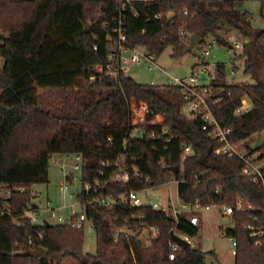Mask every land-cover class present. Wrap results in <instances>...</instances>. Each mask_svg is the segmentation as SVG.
I'll list each match as a JSON object with an SVG mask.
<instances>
[{
    "label": "trees",
    "instance_id": "1",
    "mask_svg": "<svg viewBox=\"0 0 264 264\" xmlns=\"http://www.w3.org/2000/svg\"><path fill=\"white\" fill-rule=\"evenodd\" d=\"M121 1L0 0V264H215L214 252L192 246L180 247L174 260H168L170 232L194 238L198 226L149 207L124 211L118 206L120 196L131 189L173 181L178 182L179 200L187 204H250L253 211L232 213V227L223 234L235 241L233 264H264V186L240 175L243 161L214 153L219 144L211 136L213 128L203 130L200 119L182 113L183 96L175 87L97 72L109 63ZM120 13L127 44L156 57L167 48L175 60L190 53L192 35L213 38L228 49L227 37L236 34L243 50L234 60L254 82L229 83L223 65L216 64L209 90L220 101L210 100V110L219 126L229 129L231 144L264 131V76L259 74L264 68V28H253L242 0H149L126 4ZM169 13L174 14L170 21ZM243 99L251 108L236 115ZM129 102L148 105L145 134L166 129L167 135L155 141L130 138ZM157 116L160 125L149 123ZM185 146L191 154L182 159ZM245 153L263 160L264 143ZM55 155H80L81 187L89 184L93 191L99 181L114 202L103 209L90 202L92 195L83 188L77 197L95 232L94 253L83 251V229L40 226L24 216L34 205L33 186L48 183ZM103 162L111 167H102ZM121 169L128 182L106 184ZM246 224L263 234L250 237ZM25 247L42 248L44 254L38 259L19 256Z\"/></svg>",
    "mask_w": 264,
    "mask_h": 264
},
{
    "label": "built area",
    "instance_id": "2",
    "mask_svg": "<svg viewBox=\"0 0 264 264\" xmlns=\"http://www.w3.org/2000/svg\"><path fill=\"white\" fill-rule=\"evenodd\" d=\"M149 0H122L121 6H120V12L123 11L124 5H128L132 2H142L147 3ZM261 1V0H257ZM119 12V16L117 19L113 21L115 27L112 29V33L114 35L113 44L111 52L108 56L109 63L103 67L100 66L97 68V72L100 74L104 71H106V75L111 76L112 78H117L119 74L122 75V77H130L128 75V67L131 65L142 66L144 69H146L149 72H155L158 77L163 79L164 81L160 84H155L154 81H151L148 83L151 86L159 85H169L172 87H175L179 90V92L183 96L184 105L182 107V113L191 119H200L203 123V130H207L208 128H213L211 132L212 138L219 144V148H217L214 153L216 155L220 156H226L228 158H231L233 156L238 157L241 159L244 163L243 168L240 171V175L246 179H249L252 183L255 184H262L264 186V168L259 165V160L257 159V155H247L245 152H241L237 147L238 144H231L228 140V135L230 133L229 129H224L219 126L215 118L213 117L209 101L212 100V102L218 103L220 100L212 97L210 95V88L209 84L211 81H213L216 78L217 70L216 72H212V67H216V65H210L207 62H202L197 67H194L191 71V75L188 78H178V77H171L170 75H167L164 70L160 68V66L157 63V57L153 54L146 53L144 49L138 48V47H130L127 44V39L125 35V29L124 25L122 23V15ZM186 14V12H184ZM156 19L159 18V16L155 17ZM204 46L202 48V55L204 57H210L211 47L217 46V41L213 38H210L209 41H206V39H203ZM202 42V43H203ZM226 42L231 48H228V53L231 52L232 49L234 51H242L243 50V44L241 43V40L237 39L233 34L229 35L226 39ZM201 43V44H202ZM96 49V47H94ZM214 57V56H213ZM93 80V78H91ZM128 109V123L127 127L130 130L129 137L130 138H141L144 136H147L150 140H160L164 136L167 135L166 129H161L160 133H155L154 131H150V133L145 134L144 127L147 124L146 123V117L149 114V107L145 103L142 102H129L127 105ZM251 108L250 103L243 99L241 101L240 107L236 110V115H241ZM162 122V119L160 117H155L149 123H153L154 125H160ZM169 139H167L165 142H167ZM191 154V148L189 146H185L182 149V159L186 155ZM75 156V165L73 166V170L75 171H82V158L80 155H74ZM122 158L118 159L115 162V165L121 161ZM112 166V167H115ZM101 166L104 168H110L111 165L108 162L101 163ZM113 171V170H112ZM103 174V173H101ZM201 176L203 173H200ZM138 173L134 172L132 175L133 179H137ZM76 177L74 178V180ZM111 180H117L119 182H128L129 176L127 173L119 171L115 178L110 175L106 184L109 183ZM146 182H148V179H145ZM172 183L177 184L178 182L173 181L167 184V186L171 185ZM105 184V185H106ZM94 186L96 187L92 191L91 185L87 184L84 185L82 188L85 191L86 195H92V202L93 204H97L98 206L102 207L103 209H110L114 202L113 200L106 196L104 194V191H102L99 181H95ZM67 187L65 186L64 189ZM152 187H145L141 188L139 190H129L127 193H124L121 197V202L123 204H126L128 208H142V207H149L152 210L155 211H162L167 216H169L174 221H177L178 218L182 217L184 220H186L190 225L198 226L199 225V218L196 215V211L198 209H202L205 211H209L211 209H217L218 213L221 216L224 217H230L232 213L237 211H253L254 208L250 204H243L242 201L238 200L236 202L235 206H228V205H213V206H201L200 203L196 202L195 204H187L184 202H181L179 200L178 206L170 203L168 201L167 204L162 205L156 201H153L147 196V192ZM1 191V190H0ZM18 192L22 193L21 189H18ZM140 194H144L145 196L142 198ZM79 204V203H78ZM38 212V209H28L24 212V216L29 219L30 222L34 224H38L40 226H44L48 222L42 218L38 217L36 213ZM56 215L52 211L50 214V219L55 218ZM58 221H62L63 219L61 217L57 218ZM251 221H256V217H252ZM87 221L85 211L82 209L81 213L78 215H74L71 217V219L64 224H68L69 226H73L76 229H83V225ZM246 230L250 231V237H256L261 236L263 234L262 230H255L254 227L246 224L244 226ZM155 230L152 229L153 235L155 234ZM185 239V238H184ZM231 245L234 248L235 251V241L230 239ZM260 241H257L255 245L260 246ZM170 252L168 254V260L172 261L174 260L175 253L179 250L180 246L176 245L172 241L169 245ZM233 251V254H234Z\"/></svg>",
    "mask_w": 264,
    "mask_h": 264
},
{
    "label": "rangeland",
    "instance_id": "3",
    "mask_svg": "<svg viewBox=\"0 0 264 264\" xmlns=\"http://www.w3.org/2000/svg\"><path fill=\"white\" fill-rule=\"evenodd\" d=\"M243 10L251 15V25L254 29L264 28V5L257 0H242ZM0 35L2 32L0 31ZM234 36L238 39L237 35ZM206 41H209L206 38ZM242 43V41H241ZM222 46L211 47L210 57H204L202 55V49L200 45L196 46L190 53L185 54L181 58L175 60L172 59V50L167 48L157 57V63L167 75L178 78H188L191 75V71L194 67L199 66L202 62H207L210 65L221 64L223 65V73L225 79L229 83L251 84L254 80L242 73V64L234 60L235 56L240 55V51L231 50ZM214 56V57H213ZM233 62L231 63V61ZM234 67L237 69L234 70ZM212 72H216V67H212ZM128 75L134 81L146 85L151 81L155 84H160L164 80L156 75L155 72H149L142 66L135 67L131 65L128 67ZM260 76H264V68L259 70ZM264 143V131L259 134L253 135L248 140L238 144V149L241 152L245 150L256 149ZM260 153L257 152V155ZM75 165V156H60L55 155L48 166V183L35 185L32 191L35 195L34 205L37 206L38 212L37 218H44L48 224L60 225L58 217H61L64 222H68L72 216L81 213V207L78 204V195L81 193L82 187L80 184L81 171L73 170ZM259 165L264 168V159L259 161ZM66 176H70L71 180L66 181ZM76 179L74 180V178ZM67 187L64 189V187ZM143 198L145 195L140 194ZM147 196L162 205L168 203V201L176 206L179 204V198L177 194V184L154 187L147 192ZM56 215L55 218L50 219L51 212ZM196 215L199 218L198 234L194 238H187L190 242V246L198 247L203 252L212 251L217 255L215 264H233V251L234 248L231 245L230 239L223 234V231L232 227V221L230 217L221 216L217 209H211L205 211L198 209ZM38 225V224H37ZM179 237L183 238L180 234ZM144 239V238H143ZM96 250L95 232L90 223L85 222L83 225V251L87 253H94ZM36 261V260H35ZM33 261L32 264L35 263ZM30 263V261H29ZM65 264H72L71 261H66Z\"/></svg>",
    "mask_w": 264,
    "mask_h": 264
},
{
    "label": "water",
    "instance_id": "4",
    "mask_svg": "<svg viewBox=\"0 0 264 264\" xmlns=\"http://www.w3.org/2000/svg\"><path fill=\"white\" fill-rule=\"evenodd\" d=\"M173 17H174V14L169 13L167 15V20L170 21ZM202 42H203L202 37L197 36V35L190 36L189 41H188V46H187V52H191L196 46L201 45ZM118 206L124 211L128 209L127 205L123 203H120ZM32 208L37 209V206L33 205ZM170 240L176 245L180 246L181 248H186L190 246V243L187 240L175 235L173 232H170ZM43 254H44V250L42 248H36L34 250H31L25 247L24 251L19 253L18 255L21 257H28L30 259H38Z\"/></svg>",
    "mask_w": 264,
    "mask_h": 264
},
{
    "label": "crops",
    "instance_id": "5",
    "mask_svg": "<svg viewBox=\"0 0 264 264\" xmlns=\"http://www.w3.org/2000/svg\"><path fill=\"white\" fill-rule=\"evenodd\" d=\"M200 222V221H199ZM183 238H185V240H187V238L186 237H183ZM188 241V240H187ZM189 242V241H188ZM190 243V242H189ZM216 258H217V255H216ZM218 259V258H217Z\"/></svg>",
    "mask_w": 264,
    "mask_h": 264
}]
</instances>
